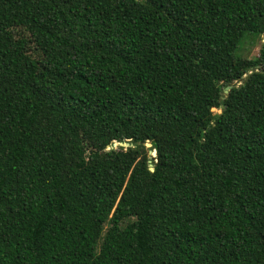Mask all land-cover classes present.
<instances>
[{
    "label": "trees",
    "instance_id": "obj_1",
    "mask_svg": "<svg viewBox=\"0 0 264 264\" xmlns=\"http://www.w3.org/2000/svg\"><path fill=\"white\" fill-rule=\"evenodd\" d=\"M0 264H264V0H0Z\"/></svg>",
    "mask_w": 264,
    "mask_h": 264
},
{
    "label": "rangeland",
    "instance_id": "obj_2",
    "mask_svg": "<svg viewBox=\"0 0 264 264\" xmlns=\"http://www.w3.org/2000/svg\"><path fill=\"white\" fill-rule=\"evenodd\" d=\"M261 37H257L256 35H250L248 36L243 44L240 45V48L237 52L238 55H241L242 53L249 55L251 58L254 57L255 55L258 54L259 52V44L261 43L262 39L260 40ZM253 44V46L251 45ZM256 44V45H254ZM214 112L221 113L222 109H214ZM148 146H150L148 144ZM152 157H155V153H151Z\"/></svg>",
    "mask_w": 264,
    "mask_h": 264
},
{
    "label": "water",
    "instance_id": "obj_3",
    "mask_svg": "<svg viewBox=\"0 0 264 264\" xmlns=\"http://www.w3.org/2000/svg\"><path fill=\"white\" fill-rule=\"evenodd\" d=\"M232 87H233V86H228V87H226V88H225V93L228 94V92L232 89ZM115 145H120V146H124V147H129V146H131V144H129V143H127V142H125V143H122V142H121V143H118V142H116ZM152 148L155 149L154 146H152ZM151 153H153V151H151L150 154H151Z\"/></svg>",
    "mask_w": 264,
    "mask_h": 264
},
{
    "label": "clouds",
    "instance_id": "obj_4",
    "mask_svg": "<svg viewBox=\"0 0 264 264\" xmlns=\"http://www.w3.org/2000/svg\"><path fill=\"white\" fill-rule=\"evenodd\" d=\"M151 152V151H150ZM154 153H155V156H156V152L155 151H153Z\"/></svg>",
    "mask_w": 264,
    "mask_h": 264
}]
</instances>
